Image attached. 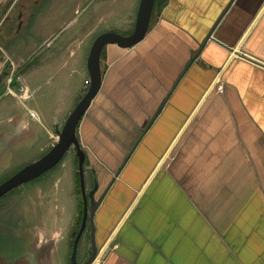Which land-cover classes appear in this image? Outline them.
<instances>
[{"label": "crops", "instance_id": "1", "mask_svg": "<svg viewBox=\"0 0 264 264\" xmlns=\"http://www.w3.org/2000/svg\"><path fill=\"white\" fill-rule=\"evenodd\" d=\"M68 41L0 94V159L44 154L85 93L88 53ZM100 65L76 131L99 264H264V0H157L144 38ZM77 169L71 148L53 171L43 224L61 210L59 235Z\"/></svg>", "mask_w": 264, "mask_h": 264}, {"label": "rangeland", "instance_id": "2", "mask_svg": "<svg viewBox=\"0 0 264 264\" xmlns=\"http://www.w3.org/2000/svg\"><path fill=\"white\" fill-rule=\"evenodd\" d=\"M85 4L88 5L85 14L76 20L71 29L58 34L59 40H64L67 37L69 39L68 44L73 45L76 51L82 52V59H85L84 57L89 52L95 36L100 32L108 29H115L114 31L123 35L132 32L134 27L132 22L136 17L139 0H62L59 2L58 9L68 11L63 20L74 21L78 18ZM57 25L55 24V27ZM47 35L50 34L44 33L41 36L46 37ZM107 46L108 44L104 46L102 53ZM33 49L34 46L28 48L29 51ZM18 67L16 63L6 62L4 56L0 54L1 94H5L9 89L13 94L19 96L18 88L12 85L14 77L20 84L18 77L22 75L17 72L19 71ZM40 156L41 154L32 152L27 155H18L17 160L4 161L0 159V183ZM61 161L42 175L11 189L0 197V230L3 233L7 232V234L14 235L17 232L23 236H28L30 238L28 251L34 258V264H72L70 257L71 241L73 240L72 230L59 235L62 231L57 229L62 222L60 219L61 210L56 209L59 216L55 217L56 225L54 228H56L55 232L57 233L51 231L53 225L49 228L43 224L46 214L51 213L53 171ZM87 232L86 227L85 233ZM63 237L68 238L65 247L67 251L60 253L57 249L63 244H61ZM87 243L88 237L85 235L80 241V247L77 251V262L80 260L78 252L80 251L81 254L84 244Z\"/></svg>", "mask_w": 264, "mask_h": 264}, {"label": "water", "instance_id": "3", "mask_svg": "<svg viewBox=\"0 0 264 264\" xmlns=\"http://www.w3.org/2000/svg\"><path fill=\"white\" fill-rule=\"evenodd\" d=\"M154 2L155 0H139L134 27L131 33L123 35L113 30H107L98 34L95 37L91 44L86 59V67L89 74L88 87L83 96L80 98V100L76 103L72 111L67 116L62 128L57 132V139L55 143L38 159L26 164L18 171H16L13 175H11L9 178L5 179L3 182L0 183L1 197L11 189L19 187L24 183L52 169L62 160V158L69 149L73 148L75 150V154L77 156V171L79 174L80 190L83 201V212L79 229L75 235L72 244L70 256L72 264H78V262L76 261L77 247L79 239L85 231L88 221L91 228V254L82 264H92L98 254L97 246L95 244L94 239V225L92 223V217L96 206L98 205V202H96L93 197V192L96 187V183L92 190L88 192L85 190V151L80 145V142L77 137V126L81 117L90 106L91 101L96 96L100 88L102 75L100 58L104 46L106 44H115L119 48L127 49L142 40L149 28ZM12 84L17 85L19 89L22 88L17 82L16 77L12 79Z\"/></svg>", "mask_w": 264, "mask_h": 264}, {"label": "flooded vegetation", "instance_id": "4", "mask_svg": "<svg viewBox=\"0 0 264 264\" xmlns=\"http://www.w3.org/2000/svg\"><path fill=\"white\" fill-rule=\"evenodd\" d=\"M61 1L62 0H0V54L4 56L6 62L10 64L16 63L19 66V71H17L19 75L26 66H30L38 60H41L49 49H52L54 45L60 43L62 40H59L58 34L71 29V26L76 23V20H78L80 16H83L88 9V5L85 4L80 13L78 12V18L74 21L72 20L73 23L71 24V20H63V17H65L64 15L67 14L68 11L58 9L59 2ZM55 24L58 25L55 27ZM108 30L114 31V29ZM44 33H49L50 35L46 37L41 36ZM30 46H34V49L29 51L28 48ZM22 66L25 67L22 68ZM12 85L18 88L17 85ZM88 224L89 221L86 226L88 232H83L79 239V246L77 247L78 251L80 241L83 236L86 235L88 237V243L84 244V246L87 248L88 253L82 263L91 254V228H89L90 224L88 227ZM1 231L2 230H0V264H34V258L28 251L30 238L17 232L12 235L7 234V232L3 233V231L1 233ZM78 253L80 256V251Z\"/></svg>", "mask_w": 264, "mask_h": 264}, {"label": "trees", "instance_id": "5", "mask_svg": "<svg viewBox=\"0 0 264 264\" xmlns=\"http://www.w3.org/2000/svg\"><path fill=\"white\" fill-rule=\"evenodd\" d=\"M156 3H157V0H155L154 2V6H153V10L155 9L156 7ZM1 94V92H0ZM76 188H77V193L80 197V204H79V217L75 223V225L73 226L72 228V235H73V238L75 237L76 233H77V230L79 229V226H80V223H81V219H82V200H81V191H80V185H79V174H78V171L76 172ZM74 229V230H73ZM72 243H73V240L71 241V246H72Z\"/></svg>", "mask_w": 264, "mask_h": 264}, {"label": "built area", "instance_id": "6", "mask_svg": "<svg viewBox=\"0 0 264 264\" xmlns=\"http://www.w3.org/2000/svg\"><path fill=\"white\" fill-rule=\"evenodd\" d=\"M218 89L219 90H221L222 89V85H220L219 87H218ZM30 115L31 116H34V113L33 112H30ZM98 256V255H97ZM96 256V258H95V260L92 262V264H99V260H98V257Z\"/></svg>", "mask_w": 264, "mask_h": 264}]
</instances>
